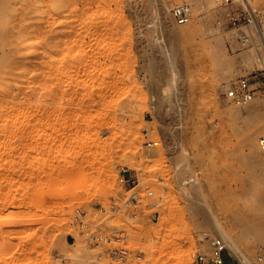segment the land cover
Instances as JSON below:
<instances>
[{"label":"rangeland","instance_id":"374dc122","mask_svg":"<svg viewBox=\"0 0 264 264\" xmlns=\"http://www.w3.org/2000/svg\"><path fill=\"white\" fill-rule=\"evenodd\" d=\"M179 2L190 35L172 41ZM251 3L264 36V0ZM228 12L0 0V264H192L217 228L242 255L226 264H264V44L243 48ZM241 77L256 94L237 106L226 91ZM122 175L137 177L136 207Z\"/></svg>","mask_w":264,"mask_h":264},{"label":"built area","instance_id":"2783aa9c","mask_svg":"<svg viewBox=\"0 0 264 264\" xmlns=\"http://www.w3.org/2000/svg\"><path fill=\"white\" fill-rule=\"evenodd\" d=\"M220 3L229 9V23L235 28L238 34V40L243 48L260 47L261 41L264 44L263 32L260 29L256 8L253 7L251 0H218ZM173 21L178 25L188 24L192 18V10L190 4L186 2L175 3L170 10ZM255 90L250 80L246 77L239 78L226 91L227 99L234 105L242 106L251 102L255 96ZM260 152L264 155V136L258 140ZM136 175H122L119 178L121 185H127L128 191L134 190L137 187ZM132 184V185H131ZM153 195L151 191L145 192V197L150 198ZM141 199L140 192L132 191L128 196L123 197V205L125 207H136ZM153 202L152 205H155ZM87 212L76 209L73 220L78 225H83ZM154 219V216H153ZM89 238L94 242L109 243L112 240L119 241L120 237L102 236L97 232L89 234ZM110 256L116 260H125L127 258L126 250L112 249L108 252ZM136 257H140V252H137ZM229 254L227 248L221 240L210 237L207 239V248L205 250L198 248L193 255L192 264H226Z\"/></svg>","mask_w":264,"mask_h":264},{"label":"bare ground","instance_id":"6f19581e","mask_svg":"<svg viewBox=\"0 0 264 264\" xmlns=\"http://www.w3.org/2000/svg\"><path fill=\"white\" fill-rule=\"evenodd\" d=\"M73 3V2H72ZM73 5V4H72ZM76 5V4H75ZM70 6V5H69ZM75 7V6H74ZM73 10V9H72ZM68 19H69V17H68ZM90 23V22H89ZM76 24H78V23H76ZM189 24V23H188ZM188 24H184V25H178V26H180V28L181 29H179L178 31H176V30H174V32H172L171 34H170V36L167 38V39H170V40H175V39H178L179 37L181 38H185V37H188L189 35H190V31H188L187 29H186V27H184V26H186V25H188ZM88 25V24H87ZM182 26V27H181ZM179 28V27H178ZM43 33V32H42ZM67 33V32H66ZM44 34V33H43ZM46 34V33H45ZM79 36V35H78ZM87 36V35H86ZM91 37V36H90ZM46 38V37H45ZM44 38V39H45ZM49 38V37H48ZM43 39V38H42ZM169 40V41H170ZM171 41V42H172ZM43 42V41H42ZM42 42H41V44H42ZM170 42V43H171ZM168 43V42H167ZM38 44H39V42H32V43H29V44H27L25 47H24V49H23V54H24V56H31V54H33L34 52H36L35 50H37V46H38ZM177 46L176 45V42H174L173 43V46ZM40 46V45H39ZM169 48V47H168ZM178 48H180V46L178 47ZM174 49V48H173ZM33 52V53H32ZM172 52V51H171ZM179 54V51L177 50V48H175L174 49V51H173V59H174V56H175V58H176V56ZM171 55V54H170ZM169 58H170V56H169ZM24 59H27V58H24ZM173 59L171 60V61H173ZM264 62V61H263ZM1 65V64H0ZM1 67V66H0ZM9 69V68H8ZM11 70V69H10ZM2 72V71H1ZM0 72V74H2ZM4 72V71H3ZM9 72V71H8ZM13 73V72H12ZM10 74V73H9ZM8 74V75H9ZM4 75H5V73H4ZM3 75V78L5 77V79H6V75L4 76ZM13 75V74H12ZM8 78V77H7ZM7 80V79H6ZM11 80V79H10ZM1 86V85H0ZM2 87V86H1ZM4 91H5V89H4ZM11 95V94H10ZM13 95V94H12ZM53 100V99H52ZM60 101V100H59ZM58 102V101H57ZM93 103V102H92ZM90 104V103H89ZM78 105V104H77ZM51 106V105H50ZM66 106V105H65ZM73 106V105H72ZM91 108V107H90ZM45 109V108H44ZM63 109V108H62ZM251 125H252V123H250ZM251 132V131H250ZM217 232H218V234L220 235V237H221V241L222 242H224V244H225V246L227 247V249H229V251H230V253L235 257V258H238L239 260H241L242 259V255H241V253L239 252V250H238V248H237V246H236V244L234 243V242H229V238L227 237V236H225V234L220 230V229H218L217 228ZM242 261V260H241ZM244 263V262H243Z\"/></svg>","mask_w":264,"mask_h":264}]
</instances>
